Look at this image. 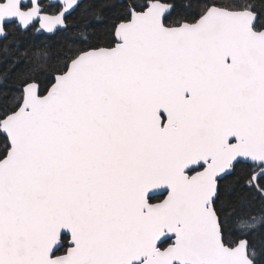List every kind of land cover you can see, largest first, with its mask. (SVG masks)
<instances>
[{"label": "snow or ice", "instance_id": "6c2138e0", "mask_svg": "<svg viewBox=\"0 0 264 264\" xmlns=\"http://www.w3.org/2000/svg\"><path fill=\"white\" fill-rule=\"evenodd\" d=\"M0 264H264V0H0Z\"/></svg>", "mask_w": 264, "mask_h": 264}]
</instances>
